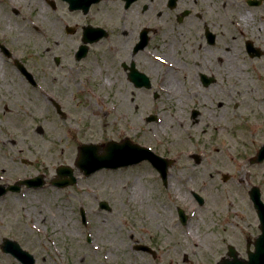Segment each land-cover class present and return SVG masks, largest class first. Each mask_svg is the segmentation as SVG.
I'll return each mask as SVG.
<instances>
[{
	"label": "rangeland",
	"instance_id": "1",
	"mask_svg": "<svg viewBox=\"0 0 264 264\" xmlns=\"http://www.w3.org/2000/svg\"><path fill=\"white\" fill-rule=\"evenodd\" d=\"M41 3L23 4L17 16L12 9L19 8L18 3L0 0V42L40 83L37 89L31 87L12 60L0 53V183L38 174L46 178L41 189L23 187L0 198V244L3 238L17 241L33 254L35 264H185V254L192 264H216L228 245L245 257L247 242L260 232L249 189L258 187L264 202V162L249 163L264 144V104L252 103L264 100V57L249 59L244 39L237 35L235 67L223 69L232 75L204 88L185 69L192 36H183L185 28L175 27L173 18L164 15L174 46L162 47L154 41V54L179 68L172 73L170 63L155 62L152 90H141L140 97L133 99L129 85L118 75V65L99 69L93 64L92 53L99 54V48L93 46L92 53L76 63L78 36L64 30L52 35L34 30L64 11L53 14L46 8L44 19L34 17ZM252 16V33L258 37L251 38L264 46L260 43H264V23L259 24L255 13ZM67 19L72 25L73 19ZM55 56L61 57L58 66ZM239 80L253 90L251 101L231 90ZM57 81L68 84L62 86L61 103L48 92ZM167 87L178 88L176 95ZM154 91L157 99L152 97ZM112 98L119 102L112 105ZM51 100L69 111L68 118L57 115ZM116 104L120 108L115 109ZM192 110L200 113L195 120ZM150 114L157 115L156 123L144 122ZM125 138L175 160L166 187L146 162L89 177L74 166L81 144ZM193 155L199 156V163ZM60 165L70 166L78 177L72 187L49 185ZM191 192L203 198L202 206ZM100 201L111 210H100ZM80 208L85 210L86 225ZM177 208L189 217L185 226ZM135 243L150 246L156 257L135 251ZM0 264L20 263L0 249Z\"/></svg>",
	"mask_w": 264,
	"mask_h": 264
},
{
	"label": "flooded vegetation",
	"instance_id": "2",
	"mask_svg": "<svg viewBox=\"0 0 264 264\" xmlns=\"http://www.w3.org/2000/svg\"><path fill=\"white\" fill-rule=\"evenodd\" d=\"M10 1L19 4V8L12 9L13 14L17 16L24 8L23 4L28 2L30 4L42 2L43 5L34 9L38 13H32L34 17L38 15L42 19L46 8L53 14L64 9L49 19L50 21L47 20L46 23L43 21L44 26L41 28H34L39 34L52 35L65 31L67 26L72 27L71 36H78L80 40L85 29L91 33L102 34L104 37L89 47L87 57L92 53L91 49L96 47L100 50L99 54L92 53L94 57L92 62L96 67L100 69L118 65L120 68L118 75L123 79L122 82L129 85V94L133 99L140 97L141 90L145 92L152 90V75L156 68L155 62L158 63L154 54V41L160 42L162 47L174 46L171 43L170 26L163 20L164 15L173 18L175 27L185 28L183 36L185 33L192 36L194 45L191 47L190 44V48L185 52V69L195 75L201 86L202 79L210 81L212 86L232 75V72H223V69L235 67L237 35L244 39V54L249 59L264 57V46L258 45L257 41L251 38L258 37L252 33L254 29L251 24L254 20L252 15L255 13L259 18V24L264 23V0H21L22 3L17 0ZM243 15H247L246 19H242ZM67 16L73 19L72 25ZM62 20L68 21V24ZM249 45L255 49L249 50ZM76 50L73 52L74 61ZM254 53L260 55L255 57ZM60 62L59 56V64ZM134 73H143L150 87L136 88L132 77ZM63 85L68 86L64 81H57L55 89L48 88V92L60 102L65 97ZM67 112L65 119L69 114L68 110ZM223 257L225 256L221 258ZM184 259L185 264H192L186 254Z\"/></svg>",
	"mask_w": 264,
	"mask_h": 264
},
{
	"label": "water",
	"instance_id": "3",
	"mask_svg": "<svg viewBox=\"0 0 264 264\" xmlns=\"http://www.w3.org/2000/svg\"><path fill=\"white\" fill-rule=\"evenodd\" d=\"M94 38H91L90 33L85 32L83 38L84 43H92ZM85 46L80 47V57L85 55ZM22 72L24 69L21 65H18ZM196 115V112L193 113ZM155 118H150L149 121ZM99 146L96 145H81L78 148V158L76 160V166L84 171L86 176L92 174L93 172L100 170L102 168H112L116 169L118 167H126L128 165L139 163L143 160H148L154 168L160 173L163 183L166 184L167 171L172 165V161L160 158L154 155L150 150L141 148L138 145L131 144L128 140H125L122 144L115 142H109L104 147V153L99 155L97 150ZM264 160V145L260 148L255 158L251 160V163H261ZM198 161V160H197ZM196 161V162H197ZM57 178L51 181V184L57 188H64L71 186L76 182L73 176V170L66 166H60L56 170ZM26 185L27 188H40L44 185V180L42 176H38L33 179L19 181L12 186L5 188L0 185V197L7 192H19L21 186ZM196 196V195H195ZM249 196L253 202L254 208L258 215L260 221L261 235L255 240V253L249 254V261L240 262L235 257V250L229 246L228 255L233 257V260L229 262L228 260H222L221 264H264V204L261 202L260 193L258 188L253 187ZM199 203L202 204L203 200L196 196ZM101 208H107L105 203L100 204ZM178 213L182 223H185L186 217L181 209H178ZM83 216V212H82ZM84 221V218H83ZM138 249H144L143 247ZM2 250L7 253H11L23 264H33L34 260L31 255L27 252L22 251L16 242L4 239L2 244Z\"/></svg>",
	"mask_w": 264,
	"mask_h": 264
},
{
	"label": "bare ground",
	"instance_id": "4",
	"mask_svg": "<svg viewBox=\"0 0 264 264\" xmlns=\"http://www.w3.org/2000/svg\"><path fill=\"white\" fill-rule=\"evenodd\" d=\"M246 16H247V15H243V16H242V19H244V18L246 19ZM172 68H174V66H172ZM169 70L173 73V71L171 70V68H170ZM238 72L240 73V74H239L240 79L243 78V77H242L243 74L241 73L242 70H241L240 68L238 69ZM169 77H170L172 80H174V79H175V74H171V75H169ZM172 80L169 81L170 86H173V85H171V84H173V81H172ZM170 89H172V88H169V87L166 88L167 91H170ZM172 90H174L173 93H175V95H176V92H177L178 88H174V89H172ZM231 90H232L235 94L242 95L243 98H244L245 100H247V101H251V96L253 95V90H250L244 82H242V81L239 80L238 84L235 85L234 87L232 86V89H231ZM257 100H258V101H257ZM257 100H256V101H252V103L258 105V104L261 102L262 104H264V100H263V99H261V98H257ZM114 102H117V103H118L119 101H118V99H116V98H112V99H111V104L113 105ZM116 106H117V107H115V109H118V107L120 108V105H117V104H116ZM110 110H112V109H110ZM179 126H181V125H179ZM222 159H223V158H222ZM226 159H227V158H226ZM138 196H139V195H138Z\"/></svg>",
	"mask_w": 264,
	"mask_h": 264
},
{
	"label": "snow or ice",
	"instance_id": "5",
	"mask_svg": "<svg viewBox=\"0 0 264 264\" xmlns=\"http://www.w3.org/2000/svg\"><path fill=\"white\" fill-rule=\"evenodd\" d=\"M157 59H159V57H157Z\"/></svg>",
	"mask_w": 264,
	"mask_h": 264
}]
</instances>
